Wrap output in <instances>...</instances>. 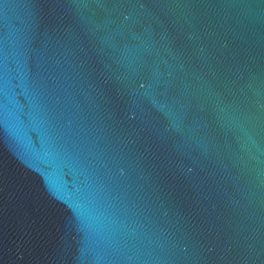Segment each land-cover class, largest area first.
Instances as JSON below:
<instances>
[{
	"label": "water",
	"instance_id": "95a60500",
	"mask_svg": "<svg viewBox=\"0 0 264 264\" xmlns=\"http://www.w3.org/2000/svg\"><path fill=\"white\" fill-rule=\"evenodd\" d=\"M0 264H264V0H0Z\"/></svg>",
	"mask_w": 264,
	"mask_h": 264
}]
</instances>
